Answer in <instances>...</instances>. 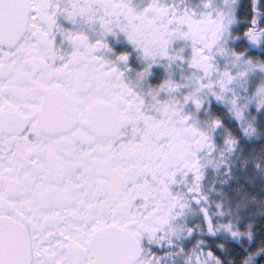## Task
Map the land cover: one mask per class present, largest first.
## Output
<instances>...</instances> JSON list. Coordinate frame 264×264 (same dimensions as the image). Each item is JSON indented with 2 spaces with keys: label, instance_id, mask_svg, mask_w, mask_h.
I'll return each instance as SVG.
<instances>
[{
  "label": "snow or ice",
  "instance_id": "snow-or-ice-1",
  "mask_svg": "<svg viewBox=\"0 0 264 264\" xmlns=\"http://www.w3.org/2000/svg\"><path fill=\"white\" fill-rule=\"evenodd\" d=\"M0 264H264V0H0Z\"/></svg>",
  "mask_w": 264,
  "mask_h": 264
}]
</instances>
